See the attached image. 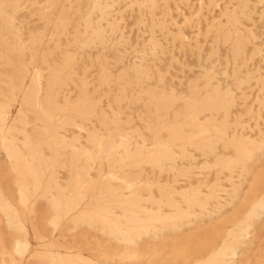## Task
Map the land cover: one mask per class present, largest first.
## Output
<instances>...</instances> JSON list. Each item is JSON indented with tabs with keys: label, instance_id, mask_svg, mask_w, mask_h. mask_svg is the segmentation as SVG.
Masks as SVG:
<instances>
[{
	"label": "bare ground",
	"instance_id": "bare-ground-1",
	"mask_svg": "<svg viewBox=\"0 0 264 264\" xmlns=\"http://www.w3.org/2000/svg\"><path fill=\"white\" fill-rule=\"evenodd\" d=\"M263 23L0 0V264H264Z\"/></svg>",
	"mask_w": 264,
	"mask_h": 264
},
{
	"label": "rangeland",
	"instance_id": "rangeland-1",
	"mask_svg": "<svg viewBox=\"0 0 264 264\" xmlns=\"http://www.w3.org/2000/svg\"><path fill=\"white\" fill-rule=\"evenodd\" d=\"M261 25V24H260ZM261 27V26H260ZM262 27L263 28H260V29H262V30H264V23L262 24ZM186 32H187V34H190V30H186ZM263 39H264V36H263Z\"/></svg>",
	"mask_w": 264,
	"mask_h": 264
}]
</instances>
